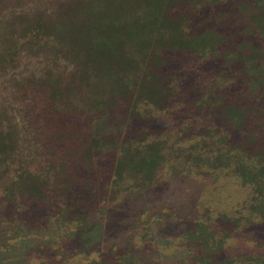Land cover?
Masks as SVG:
<instances>
[{
  "label": "trees",
  "instance_id": "1",
  "mask_svg": "<svg viewBox=\"0 0 264 264\" xmlns=\"http://www.w3.org/2000/svg\"><path fill=\"white\" fill-rule=\"evenodd\" d=\"M19 91L55 117L47 135L7 102V92L24 102ZM0 101L5 200L58 190L68 218L55 222L83 225L102 202L152 190L165 166L178 178L225 170L249 190L234 228L218 236L210 218L193 221L181 264H264L225 251L234 234L264 247V0H0ZM181 107L203 121L161 123ZM68 152L104 177L94 204L68 205L81 179L95 180L78 177ZM127 254L110 247L92 264H143Z\"/></svg>",
  "mask_w": 264,
  "mask_h": 264
},
{
  "label": "rangeland",
  "instance_id": "2",
  "mask_svg": "<svg viewBox=\"0 0 264 264\" xmlns=\"http://www.w3.org/2000/svg\"><path fill=\"white\" fill-rule=\"evenodd\" d=\"M7 93V102L20 108L21 115L33 126L40 125L43 135L52 131L55 123L51 119L55 117L49 109H39L37 94L26 97L19 91L25 98L22 102ZM184 112H187L185 107L172 110L160 121L171 130H177L188 117L197 125L203 121L195 111L188 116ZM65 123L60 122L62 126H66ZM135 124L138 127V123ZM122 129L115 132L120 134ZM41 133L37 130L36 134L40 136ZM124 135L129 136L121 132V136ZM65 155L73 171L82 167L69 152ZM82 168L78 173L80 179L79 175H85L95 180L81 179L75 193L69 195L68 205L74 209L87 200L93 204L97 202L91 184L94 181L100 183L104 178L101 179L98 169L92 172ZM4 170L5 167L0 165V264H92L99 252L110 247L127 250L129 261L181 264L187 259L189 244L185 235L190 224L196 219L210 218L214 232L225 236L222 232L230 231L235 225L232 215L249 195L248 188L225 170L206 175L185 171L178 178V169L165 166L159 183L152 190L127 193L115 200L104 201L98 210L88 211L86 223L72 222L70 226L55 222L54 217L64 201L62 197L59 200L58 190L51 194H56L55 198L41 203H31L23 197L14 202L5 200L3 188L11 181L12 174ZM222 214H226L225 219H221ZM56 218L68 217L62 218L58 214ZM256 242L254 237L234 234L226 238L225 251L231 256L264 254V247H258Z\"/></svg>",
  "mask_w": 264,
  "mask_h": 264
}]
</instances>
